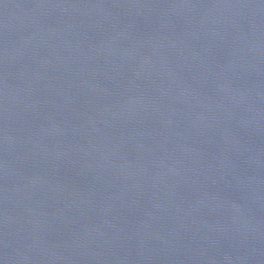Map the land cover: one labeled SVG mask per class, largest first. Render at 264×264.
I'll list each match as a JSON object with an SVG mask.
<instances>
[{"label": "water", "instance_id": "water-1", "mask_svg": "<svg viewBox=\"0 0 264 264\" xmlns=\"http://www.w3.org/2000/svg\"><path fill=\"white\" fill-rule=\"evenodd\" d=\"M0 264H264V0H0Z\"/></svg>", "mask_w": 264, "mask_h": 264}]
</instances>
